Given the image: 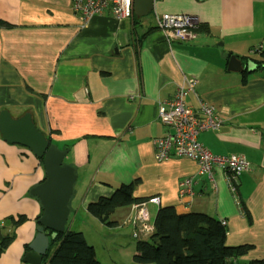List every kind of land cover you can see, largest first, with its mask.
I'll return each mask as SVG.
<instances>
[{
	"label": "crops",
	"instance_id": "obj_1",
	"mask_svg": "<svg viewBox=\"0 0 264 264\" xmlns=\"http://www.w3.org/2000/svg\"><path fill=\"white\" fill-rule=\"evenodd\" d=\"M154 12L195 17L194 36L168 45ZM0 21L9 25L0 26V111L29 113L40 133L68 150L63 163L76 173L68 222L79 210L92 217L89 203L134 183V197L159 203L115 210L116 225L138 230L133 220L152 224L160 207L204 213L225 222L227 246L247 247L232 263L264 259V69L248 70L264 51V0H153L143 17L117 20L106 8L85 21L72 0H0ZM185 78L196 80L185 104L206 103L222 121L198 142L214 155L242 154L249 164L235 191L215 168L180 196L179 184L198 173L196 162L154 158V140L169 132L158 105ZM45 177L39 158L0 136V233L13 235L0 264H24L43 211L30 191Z\"/></svg>",
	"mask_w": 264,
	"mask_h": 264
},
{
	"label": "trees",
	"instance_id": "obj_2",
	"mask_svg": "<svg viewBox=\"0 0 264 264\" xmlns=\"http://www.w3.org/2000/svg\"><path fill=\"white\" fill-rule=\"evenodd\" d=\"M0 26L9 27L0 21ZM252 62L257 69H264V51L260 60ZM51 143L50 139L48 138ZM134 183L120 185L110 197H101L89 203L86 211L108 227L116 222L110 216L120 208L138 205L147 201L133 195ZM73 196V195H72ZM72 199V197H71ZM70 199V200H71ZM248 221L251 217L242 205ZM18 222H14L17 224ZM152 231L147 238L134 237L136 241L133 261L138 264H231L242 256L247 247L226 245V230L221 222L204 213L178 214L174 207H160L152 221ZM13 235L0 233V254L9 246ZM48 264H99L94 248L86 242L81 232L68 227L63 233L49 241L46 254L42 258ZM248 264H264V259Z\"/></svg>",
	"mask_w": 264,
	"mask_h": 264
},
{
	"label": "built area",
	"instance_id": "obj_3",
	"mask_svg": "<svg viewBox=\"0 0 264 264\" xmlns=\"http://www.w3.org/2000/svg\"><path fill=\"white\" fill-rule=\"evenodd\" d=\"M109 8L117 20L132 19L133 0H72V10L83 21L100 15ZM155 28L163 34L168 45L178 44L191 39L196 29V18L186 14H157L153 13ZM196 80L185 78L170 100H164L158 105L157 116L159 121L169 128L163 138L154 140L158 161L167 160L170 156L190 159L198 165V173L179 184V194L190 193L191 186L200 175L212 177V172L218 168L226 173L230 181L229 187H234L239 176L249 169V164L242 154L228 156L214 155L201 143L198 136L206 131L218 130L222 121L216 110L206 103H200L197 109L187 106L184 98L187 93L193 92ZM147 203L158 205V198H151ZM146 203L132 205L140 212ZM139 219V218H137ZM133 225L139 224V229L132 232L134 237L147 238L152 231L148 217L140 223L133 220ZM138 222V223H137ZM225 225L224 221H221Z\"/></svg>",
	"mask_w": 264,
	"mask_h": 264
},
{
	"label": "water",
	"instance_id": "obj_4",
	"mask_svg": "<svg viewBox=\"0 0 264 264\" xmlns=\"http://www.w3.org/2000/svg\"><path fill=\"white\" fill-rule=\"evenodd\" d=\"M152 10L153 0H133L134 15L143 17ZM251 65L248 64V70ZM0 136L9 144L28 148L41 160L46 174L43 182L30 191L40 200L43 211L37 220L36 234L28 244L29 252L23 257L24 264H41L49 241L65 230L76 173L72 166L63 163L68 150H60L50 143L36 129L29 113L12 118L8 111H0Z\"/></svg>",
	"mask_w": 264,
	"mask_h": 264
},
{
	"label": "rangeland",
	"instance_id": "obj_5",
	"mask_svg": "<svg viewBox=\"0 0 264 264\" xmlns=\"http://www.w3.org/2000/svg\"><path fill=\"white\" fill-rule=\"evenodd\" d=\"M70 215L68 226L71 230L81 232L88 243L94 248L99 264H138L133 261L136 251V239L133 237V227L118 224L108 227L99 220L89 217L84 211ZM110 217L109 220H112ZM231 264H248L245 261H237Z\"/></svg>",
	"mask_w": 264,
	"mask_h": 264
}]
</instances>
